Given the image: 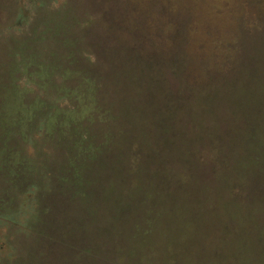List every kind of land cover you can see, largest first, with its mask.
Wrapping results in <instances>:
<instances>
[{
	"label": "rangeland",
	"instance_id": "obj_1",
	"mask_svg": "<svg viewBox=\"0 0 264 264\" xmlns=\"http://www.w3.org/2000/svg\"><path fill=\"white\" fill-rule=\"evenodd\" d=\"M4 149L0 264H264V0H0Z\"/></svg>",
	"mask_w": 264,
	"mask_h": 264
},
{
	"label": "trees",
	"instance_id": "obj_2",
	"mask_svg": "<svg viewBox=\"0 0 264 264\" xmlns=\"http://www.w3.org/2000/svg\"><path fill=\"white\" fill-rule=\"evenodd\" d=\"M244 71V70H243ZM5 111H8L7 109H5ZM15 112V116H13V113H11L12 115H9L10 114V112L8 111V113L7 112H5V115H7V116H9V117H15V123L14 124H9L8 123V121H6L5 120V122H4V124H5V127L3 126V128H5L6 130H5V135H6V137L8 138V139H6L5 137H4V139H3V143L4 144H6V143H9L11 140H12V138L16 135V132H17V128H18V122L20 123V122H22V120H24L25 118V113H24V111H23V109L22 108H19V109H17L16 111H14ZM20 124H22V123H20ZM0 152H1V150H0ZM0 155H1V157H3V161H4V159H5V163H12V160H11V158H9L10 157V153L9 152H7V150L6 149H4L1 153H0Z\"/></svg>",
	"mask_w": 264,
	"mask_h": 264
}]
</instances>
